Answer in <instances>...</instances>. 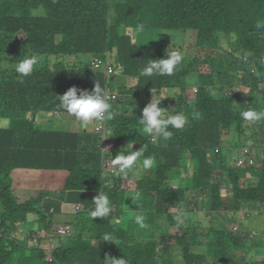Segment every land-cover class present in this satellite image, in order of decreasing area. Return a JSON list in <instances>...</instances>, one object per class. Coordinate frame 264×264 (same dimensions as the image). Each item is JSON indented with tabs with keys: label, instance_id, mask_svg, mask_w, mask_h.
Wrapping results in <instances>:
<instances>
[{
	"label": "trees",
	"instance_id": "obj_1",
	"mask_svg": "<svg viewBox=\"0 0 264 264\" xmlns=\"http://www.w3.org/2000/svg\"><path fill=\"white\" fill-rule=\"evenodd\" d=\"M257 21L264 22V0H0V121L9 120L0 126V264H103L106 255L127 264H177V258L184 264H264L256 257L264 248L262 230L243 228L246 219L264 216V120L249 123L239 115L249 107L264 111V29L255 28ZM138 24L195 29L197 41L186 50L167 40L143 47L121 33ZM165 50L184 53L178 70L172 76H139L147 59L162 58ZM32 54L39 63L21 83L14 64ZM94 57L110 59L118 73L108 79L92 65ZM119 73L136 83L113 88ZM95 81L119 93L110 102L108 138L98 131L40 127L44 116L68 114L58 108L59 95L72 86L91 91ZM189 89L196 92L193 100ZM154 94L164 97L160 106L170 114L188 117L183 129L169 128L172 136L155 142L138 122ZM125 97L133 101L126 104ZM233 130L237 141L229 139ZM141 147L144 156L135 165L142 167L144 157L155 161L141 179L103 166L105 158ZM244 147L253 149L254 163L238 167L234 156ZM191 168L185 176L183 170ZM18 169L68 177L63 190L32 195L31 189L14 188ZM224 182L231 188L229 205ZM99 190L112 202L110 215L92 220V202L79 210L73 221L77 233L60 238L48 260L45 248L57 212L45 208L46 198L64 201L67 192L96 196ZM136 192L141 198L133 202ZM206 205L216 222L205 229L176 219L174 210L192 217ZM30 214L43 229H28L21 240L15 232ZM137 214L145 216L146 228L134 222ZM236 214L243 216L235 224ZM105 233L114 239L103 241Z\"/></svg>",
	"mask_w": 264,
	"mask_h": 264
},
{
	"label": "clouds",
	"instance_id": "obj_2",
	"mask_svg": "<svg viewBox=\"0 0 264 264\" xmlns=\"http://www.w3.org/2000/svg\"><path fill=\"white\" fill-rule=\"evenodd\" d=\"M145 26L138 24L136 26L137 32H143ZM257 30L264 29V22L257 21L255 24ZM168 33L167 31H164ZM169 34V33H168ZM147 42L146 44H148ZM145 44V45H146ZM40 57L37 54L25 55L22 59L14 64V71L18 74L20 82L23 83V78L30 76L35 67L38 65ZM184 60V53L179 50H165V55L162 58L153 59L148 58L146 65L140 69L139 76L141 77H153V76H172L178 67ZM59 104L58 108L64 110L71 116L77 118L82 129L87 127L93 122H106L111 120L112 105L110 103V96L104 91L101 85L95 81L94 88L89 91L87 89H79L76 86L69 87L67 91L58 96ZM164 97H159L156 94L152 96L150 101L142 109V115L139 117V124L143 126V132L148 135H154L164 140L169 139L172 136V132L169 128L183 129L188 123V117L183 112H176L170 114L171 110H167L160 106ZM240 117L249 123L264 120V111H257L254 108L249 107L246 110L239 112ZM193 119H199L200 114L194 112L192 114ZM8 121H0V126L7 127ZM133 147V146H132ZM144 156V149L141 147L139 150H133L127 152H117L111 160V166L117 170L120 174H126L128 171L133 170V166L136 164L140 157ZM153 157H144L142 167L144 170L151 169L154 166ZM133 198V202L141 198V193L136 192L130 196ZM93 208L90 211L92 220L94 218H106L112 211V202L108 195L99 190L98 194L94 196ZM119 221H117L118 223ZM134 222L139 225L140 228H146L145 216L143 214H137L134 218ZM103 241H110L114 238L105 233L102 237ZM103 264H127L124 258H116L106 255Z\"/></svg>",
	"mask_w": 264,
	"mask_h": 264
},
{
	"label": "rangeland",
	"instance_id": "obj_3",
	"mask_svg": "<svg viewBox=\"0 0 264 264\" xmlns=\"http://www.w3.org/2000/svg\"><path fill=\"white\" fill-rule=\"evenodd\" d=\"M164 31H167L168 33H165ZM121 33L122 34H129L134 42H136L137 44L143 46V47H159L161 45V42L163 40H167L170 41L172 43L178 44L181 49L186 50V48H188L190 45H192L193 43H196L197 41V34L198 31L195 29H189V30H164V29H159V28H144L143 32H137L136 28L134 27H124L121 29ZM20 37L24 38L25 35L24 33H20ZM222 46H227V42H226V38L222 37L220 39ZM147 42H149L148 44H146ZM146 44V45H145ZM81 59H85V58H89L88 56H81ZM123 75L120 73L117 75L116 78V82L113 85V88L115 89H120L121 88V81L124 79V77H122ZM130 80H136V78H131ZM189 98L191 100H193L195 98L196 92L194 91V89H189ZM167 92H164L163 96H167ZM44 119L48 120L47 123H41L40 127L42 128H48V129H55V130H71L74 131V127L73 126V122L72 120L66 119L64 116L60 117V116H56L53 114H49L47 115ZM7 120L9 122L8 119H4ZM2 119V121H4ZM229 139H231L232 141H237L238 139V135L237 132L235 130H233L232 135H230ZM184 171V175L187 176L188 172L191 173L192 172V168L191 171H187V170H183ZM27 176V175H26ZM26 176H22L21 177H26ZM29 183H32V180L27 181ZM32 186V184L30 185ZM32 193V191H30ZM76 196H79V192L73 193ZM82 194H86V193H82ZM223 194H224V199H225V203L227 205L232 204L233 202V198H232V193H231V188L229 186V183L224 182V186H223ZM71 195V194H70ZM72 196V195H71ZM81 196V195H80ZM224 209H228L231 212H233L231 209L225 207ZM248 210L244 211L247 212ZM243 212V215H244ZM174 213L176 215V219L179 221L180 224L182 225H190L192 224V222L195 223H199L201 224L202 228L205 229V226H210V224H214L216 221L213 220V212L210 211L209 206L206 205L205 209L199 210L198 214L195 216H190V214L187 213H181L179 212V210H174ZM240 214H236V222L235 224L238 222V218H240L241 216ZM258 215V214H257ZM57 218H60L59 216H56ZM55 217V222L57 221ZM65 219H67V217H65ZM59 220V219H58ZM251 222V223H250ZM233 223V219H228V225H232ZM20 228L28 230V227L26 225V223H21L19 225ZM248 228L254 231H261V233H259L258 237H261L264 239V216L263 214L259 215V216H253L251 217V219H246V221L244 222L243 228ZM22 231V230H21ZM90 237V235H89ZM260 251L257 252L256 257L257 260L259 262L264 261V248L259 249Z\"/></svg>",
	"mask_w": 264,
	"mask_h": 264
},
{
	"label": "crops",
	"instance_id": "obj_4",
	"mask_svg": "<svg viewBox=\"0 0 264 264\" xmlns=\"http://www.w3.org/2000/svg\"><path fill=\"white\" fill-rule=\"evenodd\" d=\"M120 74V73H119ZM124 79L121 81V88L123 87H130L136 83V80H130V78L126 76H122ZM164 92L162 93V96L164 95ZM132 97H125L124 102L127 104L129 102H132ZM56 116H64L66 119L72 120L74 131L79 132L80 130H84L80 127V123L77 120L76 117L71 116L69 114H53ZM46 116H44L45 118ZM41 119L42 122L47 123L48 120ZM97 129V122L93 121L88 127L87 131L94 133ZM112 148V144L107 142L105 145V150H107L108 153H110ZM146 171L139 165H134L133 170L128 171L126 174H122L126 178H133V179H141ZM13 186L15 189L21 190H32V195H35L38 191L41 190H51V191H61L65 187V182L68 177V174L65 172L60 171H40V170H23L18 169L13 172ZM26 176V177H21ZM32 180V183H29L27 181ZM32 184V186H30ZM73 193L76 192H67L66 193V199L64 201H57L56 199H53L51 197L46 198L44 201L45 208L50 210L51 212H57L56 216H59L60 218H57V221L54 223V226L60 225V224H67L74 221L75 217L77 216L78 207L82 206L84 209L88 204H91L94 196L91 195V193L88 192H79V196L74 195ZM86 193V194H82ZM72 196H71V195ZM81 195V196H80ZM67 217V219H65ZM59 219V220H58ZM26 225L28 229H36L41 230L43 229L42 224L37 221V216L30 214L28 215V220L26 222ZM22 230V231H21ZM28 230L22 229L19 227V229L15 232V236L19 239H26ZM89 235V234H87ZM61 239H58L57 242H60ZM97 240H94V243H97ZM177 264H184L182 259L177 258Z\"/></svg>",
	"mask_w": 264,
	"mask_h": 264
},
{
	"label": "built area",
	"instance_id": "obj_5",
	"mask_svg": "<svg viewBox=\"0 0 264 264\" xmlns=\"http://www.w3.org/2000/svg\"><path fill=\"white\" fill-rule=\"evenodd\" d=\"M92 65L96 70H104V73L108 79L118 73L116 65L111 62L110 59L94 57ZM104 91L110 96V102L116 101L119 97V93L109 85H106ZM96 131L101 132L106 139V137L108 138L107 135L110 132V128L107 126V122H97ZM152 141H157V137L153 136ZM217 151H219V149H217ZM253 154L254 152L251 147L242 148L241 150L237 151L236 155L234 156L235 164L238 167L243 166L245 163L248 165L253 164ZM103 166H105V168L111 167V161L108 158H105L103 161ZM81 209H83L82 206H79L78 210ZM235 229H237V227ZM77 230V221L73 223L60 224L53 227L51 231L52 235L49 238L48 244L45 248L48 260H52L53 250L59 245V242H57V240L60 238H70L77 233ZM34 242L37 244L39 242V239L35 238Z\"/></svg>",
	"mask_w": 264,
	"mask_h": 264
}]
</instances>
